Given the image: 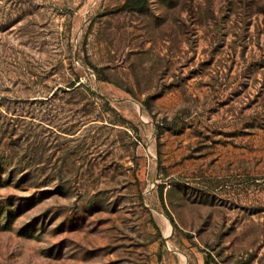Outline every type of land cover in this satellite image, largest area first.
I'll return each instance as SVG.
<instances>
[{
    "label": "rangeland",
    "instance_id": "1",
    "mask_svg": "<svg viewBox=\"0 0 264 264\" xmlns=\"http://www.w3.org/2000/svg\"><path fill=\"white\" fill-rule=\"evenodd\" d=\"M0 0V264H264V0Z\"/></svg>",
    "mask_w": 264,
    "mask_h": 264
},
{
    "label": "trees",
    "instance_id": "2",
    "mask_svg": "<svg viewBox=\"0 0 264 264\" xmlns=\"http://www.w3.org/2000/svg\"><path fill=\"white\" fill-rule=\"evenodd\" d=\"M147 0H124L121 8L127 11L140 10L146 5Z\"/></svg>",
    "mask_w": 264,
    "mask_h": 264
}]
</instances>
